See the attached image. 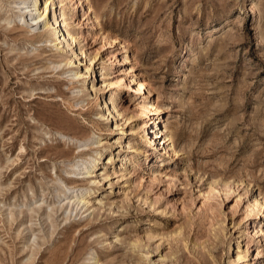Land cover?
<instances>
[{"label": "rangeland", "instance_id": "374dc122", "mask_svg": "<svg viewBox=\"0 0 264 264\" xmlns=\"http://www.w3.org/2000/svg\"><path fill=\"white\" fill-rule=\"evenodd\" d=\"M13 1L0 0V264H264V0H41L54 5L40 24ZM54 13L78 39L67 52Z\"/></svg>", "mask_w": 264, "mask_h": 264}, {"label": "bare ground", "instance_id": "6f19581e", "mask_svg": "<svg viewBox=\"0 0 264 264\" xmlns=\"http://www.w3.org/2000/svg\"><path fill=\"white\" fill-rule=\"evenodd\" d=\"M55 1V0H54ZM39 2H41V0H14L13 1V3H15L17 6H16V8H18L19 10H20V14H16L15 16H14V18H17V17H21V18H25V13L26 12H29V15H30V12H31V14H32V12H33V10H37L38 11V15L37 16H33V17H31V20H32V22L33 23H36V24H38L40 21H42V20H45V21H48V23L50 22V20H48V19H50V5L51 4H53L54 5V2H52V1H47L46 2V4H44L45 6H43V9H42V6L40 7V4H39ZM85 4V3H84ZM83 4V5H84ZM61 5V4H60ZM62 7V6H61ZM58 9V8H57ZM58 10H60V9H58ZM57 10V11H58ZM55 11V10H54ZM59 12V11H58ZM57 13V12H56ZM58 14V13H57ZM36 15V14H35ZM54 15V19H55V21H56V26H54L53 25V27H52V33L53 34H55V40H56V42H55V45L56 46H59V48H61V49H63V51H68V49H67V46L69 45V44H64V42L63 41H66V42H68V41H71L72 43H73V45H74V42H76V40H78L77 39V37H75V36H73L71 33H69V31H64V29L61 27V24L63 23L64 25H66L67 24V21H68V17L69 16H67L66 15V13L64 12V11H61V13H60V15H61V17H62V23H60L59 22V18L58 17H56V14L54 13L53 14ZM49 16V17H48ZM48 18V19H47ZM69 18H71V16L69 17ZM72 19V18H71ZM15 20V19H14ZM4 21H6L7 23H6V25L7 24H10L11 23V21H13V19L12 20H9V21H7V19L6 20H4L3 19V22ZM2 22V21H1ZM43 22V21H42ZM5 24V23H4ZM40 24V23H39ZM46 24V23H45ZM31 25H33V24H31ZM32 27V26H31ZM43 28H47V25H43ZM61 31H62V33H61ZM58 33L59 34H61L60 36L58 35ZM52 41H54V40H52ZM60 43H61V45H60ZM77 44V43H76ZM75 46H77V45H75ZM73 48V47H72ZM80 48V47H79ZM70 49V48H69ZM79 50V49H78ZM80 50H81V48H80ZM78 52V51H77ZM62 53V52H61ZM79 53H84V51L82 50V51H80ZM78 53V54H79ZM73 54V53H72ZM78 54L76 53V52H74V56L73 57H68L67 58V61L65 62V65H70V64H75V60H74V58L75 57H79L78 56ZM81 61V60H80ZM80 63H82V61L80 62ZM89 66V65H88ZM89 68H91V67H89ZM88 69V68H87ZM91 71V70H90ZM84 72H86V71H84ZM88 72V71H87ZM104 72V71H103ZM80 75H82V72L80 73V72H75V74H74V76L75 77H77V76H80ZM87 75H89V74H87ZM103 75V74H102ZM83 76H84V74H83ZM104 76V75H103ZM102 76V77H103ZM104 77H106V76H104ZM81 78V77H80ZM83 78V77H82ZM102 83H104V85H106V86H108V85H110L111 83H108L107 82V80H102L101 81ZM107 82V83H106ZM110 82V81H109ZM118 82V81H117ZM116 82V83H117ZM121 82V81H120ZM147 83L145 82V81H137L136 82V85H137V88H136V91L137 92H141L142 93V91H145V89L148 87V84L146 85ZM112 85H114V84H112ZM118 85H119V83H118ZM106 88V87H105ZM134 89V88H133ZM132 89V90H133ZM100 90V89H99ZM111 90V89H110ZM109 90V91H110ZM102 91V90H101ZM114 93V92H113ZM136 93V92H135ZM118 94V93H117ZM139 94V93H138ZM107 95H109V94H107ZM118 96V95H117ZM141 97V96H140ZM140 97H138V95H137V99L138 98H140ZM114 98H115V96L113 95V94H111L110 93V96H109V98H105V100H106V104H105V107H107V106H109V107H107V109L110 111V109L112 110L110 113H118L119 115H123L124 116V112H122L121 113V111H119V107L117 106V104L115 103V100H114ZM118 99V98H117ZM117 102H118V100H117ZM134 104V103H133ZM140 104V103H139ZM136 105H138V103H136ZM141 105V104H140ZM139 105V106H140ZM134 107V106H133ZM137 108H138V106H136ZM141 108H142V106H140ZM146 108V107H145ZM135 109V108H134ZM143 109V108H142ZM132 110H133V108H132ZM147 110V109H146ZM149 110V109H148ZM147 110V111H148ZM134 111V110H133ZM146 111V112H147ZM149 112V111H148ZM102 113V112H101ZM108 113V112H107ZM133 113H135V112H133ZM135 114H137V113H135ZM139 114V113H138ZM141 114H143L142 113V111H141ZM111 115V114H110ZM102 116H104V114L102 113V115H101V117ZM130 116V115H129ZM100 117V118H101ZM106 117H107V115H106ZM110 117V116H109ZM125 117H126V115H125ZM137 117H138V115H137ZM144 117V116H143ZM135 118V117H134ZM125 119H127V118H125ZM135 120V119H134ZM156 120L157 119H155L154 120V122H156ZM127 121V120H126ZM132 121V120H131ZM128 123V122H127ZM144 123V122H143ZM157 123V122H156ZM145 126V125H144ZM147 126V125H146ZM145 126V127H146ZM141 128H142V126H141ZM144 128V127H143ZM142 130V129H141ZM130 131H131V129H130ZM135 131V130H134ZM133 132V131H132ZM157 133H159L160 134V132H156V135H155V139L157 140V138H158V134ZM133 134V133H132ZM131 134V135H132ZM135 135V134H134ZM145 135V137L146 138H148L149 136H147L148 134H144ZM144 137V138H145ZM145 138V139H146ZM153 140V142L154 141H156V140ZM142 140H144V139H142ZM147 141H149V140H147ZM158 141V140H157ZM168 141V140H167ZM116 142V141H115ZM152 142V141H151ZM159 142V141H158ZM157 142V143H158ZM97 143H100V139H99V141H97ZM146 143V142H145ZM161 143V142H160ZM116 144V143H115ZM148 144V143H147ZM163 144V143H162ZM154 145V144H153ZM164 146H165V143H164ZM172 146V150L171 151H173V152H175V153H177V150L173 147V145H171ZM128 148H129V146H128ZM160 148V147H159ZM130 151V150H129ZM133 151H135L134 149H133ZM169 152V151H168ZM94 153L98 156L97 158H95V160H94V162L88 167V169H87V171H86V177H88V178H94V177H96V175H97V171H96V169H97V167H99L98 165H99V162H101L100 160L102 159V157H103V153H101L99 150H95L94 151ZM90 158H92V157H94L93 155L92 156H89ZM128 157V156H127ZM110 160H111V158H110ZM127 160V159H126ZM131 160V159H130ZM109 161V160H108ZM88 162H90V159H88V158H83V159H79L78 161H77V163L76 164H74V165H71V166H73V168L74 169H76V168H78V167H80V166H83V165H86ZM102 162H103V160H102ZM106 162V161H105ZM128 163V162H127ZM105 164V163H104ZM107 164V163H106ZM129 164V163H128ZM106 166V165H105ZM102 168V167H101ZM71 171H73V173H75V170H72L71 169ZM97 176H99V175H97ZM95 181H97V179L95 180ZM98 182V181H97ZM100 182V181H99ZM94 183V182H93ZM95 184H97V183H95ZM66 190V192H68V190H70V189H65ZM72 191V190H71ZM81 193L82 194H80V196H75V201H77V203L76 204H78V205H83V206H87L88 208H90L89 207V204L91 203V199H90V195H91V190L89 189H87V190H82L81 191ZM88 194H89V196H88ZM58 195V194H57ZM66 195V194H65ZM60 196H62V195H60ZM59 197V196H58ZM100 202V204L103 202L102 200H100L99 201ZM263 202H260V200L258 199V200H256V202H255V206H257V207H260V208H262L263 207ZM261 210V209H260ZM136 243V242H135ZM138 243V242H137ZM135 246H136V244H135ZM199 246V245H198ZM142 250V249H141ZM206 250V249H205ZM146 253L145 254H150L149 252H147V251H145ZM209 255V254H208ZM215 258V257H214ZM214 262V261H213ZM99 263V260L98 259H96V261H95V263H93V264H98ZM215 264V263H214Z\"/></svg>", "mask_w": 264, "mask_h": 264}]
</instances>
